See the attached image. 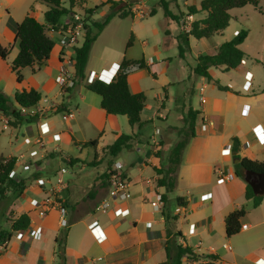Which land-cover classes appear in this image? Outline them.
<instances>
[{
  "label": "crops",
  "instance_id": "1",
  "mask_svg": "<svg viewBox=\"0 0 264 264\" xmlns=\"http://www.w3.org/2000/svg\"><path fill=\"white\" fill-rule=\"evenodd\" d=\"M106 1L96 0L90 3L86 0L82 6L75 5L64 20L59 19L60 28L69 21L71 13L79 12L77 7L94 8ZM130 1L134 2L132 9L137 5L136 1L140 2ZM163 2L174 13L185 11L186 4H198L199 0L190 2L183 0V7H179L177 0ZM62 5L68 7L69 4L63 1ZM109 5L110 3L101 4L89 17L92 20H99L96 16L98 9L101 7L102 11L107 8L109 12ZM151 5H145L149 12ZM2 6L8 7L9 11L0 26V46L9 49L8 54L11 58H8V54L4 60L0 57V90L7 96H13L17 88H34L40 93L41 98L32 108L23 109L25 115L33 117L31 121L23 122L25 123L23 127L21 126L23 123L15 127L8 125V118L0 112V155L14 156L16 163L12 170L13 176L26 179L23 192L15 198V203L8 208V212H12L11 219L21 213H26L30 218L26 231H15L9 241L0 246V264H53L54 238L65 225L68 229L65 242L66 264H166V247L168 246L172 254L177 245H187L194 253L200 255L195 262L183 257L182 264H264V194L260 203L253 206L252 199L245 197L247 183L242 177V168L239 175L235 167L243 157L264 161V85H262L264 70L261 71L258 66L264 64V36L260 39L259 51L254 53L259 57L258 59L255 57V60L260 63L256 62L248 67L241 61L237 67L231 68L237 70L238 75L243 78L245 72L250 73L248 90L242 87L244 80L240 86H236L231 79L227 80L226 84H221L220 77L213 69L224 70L223 67H212L210 80L195 75L193 67L197 55L186 78L187 81H193L195 77H199L200 84L181 91V103L175 102L176 111L165 109L167 92L162 93L157 89L156 93L151 92L155 103L151 106L152 117L146 122L159 131L158 145L155 147L147 140H143L141 127L139 142L119 152L114 162L122 163L123 174L129 182L130 196L124 200L108 199L109 208L103 211L98 205L101 200L107 198L109 180L106 173L104 174L106 181L96 182L92 172L87 171L88 186L82 185V175L76 178L75 174L82 170L84 161L77 156L70 157L83 163L69 164V169L64 168V173L68 171L69 176L56 186H47L38 170L44 169L48 173L50 168L47 169L45 164L47 158H59L61 161L67 159L62 156V151H58L65 143L81 151L87 147L81 143L97 139L95 153L103 146L111 144L120 134L135 133L133 129L136 127L129 125L126 116L107 114L100 106V96L84 87V83L96 77L109 82L114 77L123 56L118 54L116 49L113 52L111 44L99 43L98 50L96 49L97 59L92 60L89 53L85 77L81 84H76L73 89L65 91L63 87L70 86L69 82L74 73L72 62L74 49L73 46H62L60 28L53 30L47 27L45 33L54 41L48 59L40 66L34 64L21 68L23 78L17 83L15 72L9 67V62L18 52L16 24L31 7L33 17L44 23L41 17L44 19L47 5L39 0H0V7ZM159 7H162L161 4L152 7L155 8L152 10L156 12ZM251 10L263 15V24L260 27L264 28V0H258ZM195 14L186 16H190V21L205 16L204 14L203 17L196 18ZM246 15L238 14V18H246ZM128 16L133 19L129 25L130 33L134 39L144 44L142 57L147 67H132L127 74V82L132 93L142 92L145 95L142 110L146 107L150 109V104H147L150 90L143 84L146 73L150 74L164 90L173 82L158 81V75L166 74L168 71V63L166 58L161 56V50L156 48L155 53L152 51L148 53L145 50L148 43L147 35L155 37L157 32L154 22L142 23L138 18L143 17L134 12L125 17ZM112 18L93 41L90 51L101 33L110 25ZM180 19L182 20L179 18L178 22L171 20L170 26L180 23ZM246 31L244 40L250 32ZM55 34L58 35V44ZM163 34L177 46L176 37L179 32L173 35L171 31L163 30ZM190 37L193 36H189L188 41ZM219 44L214 45L208 54L215 53ZM133 45L134 43L130 47ZM182 47L184 50V45ZM183 53L180 55L182 59ZM125 58L141 57L137 58L129 53ZM63 73L68 81L64 84L57 79L58 75ZM216 81L231 90L219 89ZM201 97L205 99L203 102L200 100ZM60 104L62 110L57 109ZM69 111H72V116L63 118V114ZM189 111L196 112L193 136L188 139L181 152L175 171V186L169 191L165 185L157 184V179L163 174H159L155 169L166 166L169 156L167 151H170L182 137ZM170 116H175L180 124L178 126L168 124L165 127L159 124V121H166ZM203 118H207L208 121L203 122ZM42 125L43 133L40 130ZM233 137L237 138L238 156L231 150ZM135 148H142L145 151L143 156L132 160L129 152ZM223 149L227 151L222 152ZM31 151L35 153L30 154ZM157 151L166 152L161 157L156 154ZM236 157L239 159L238 162H234ZM60 170L56 171L57 176ZM33 172L36 173L32 175ZM89 186L92 187L87 190L86 187ZM69 188L80 190L71 191ZM53 189L58 191L63 199L72 203L69 208L61 211L57 202L53 201ZM8 194L10 193H7L5 198H8ZM158 196L160 198L163 196V199L160 207L156 209L151 202ZM116 208L126 211L114 214ZM241 208L245 213L240 218L239 231L227 236L224 218L228 213ZM11 219L7 220L9 227ZM18 232L21 235H18ZM35 233L38 234L34 235Z\"/></svg>",
  "mask_w": 264,
  "mask_h": 264
},
{
  "label": "trees",
  "instance_id": "2",
  "mask_svg": "<svg viewBox=\"0 0 264 264\" xmlns=\"http://www.w3.org/2000/svg\"><path fill=\"white\" fill-rule=\"evenodd\" d=\"M47 5L44 11V23L38 22L32 13V7L23 19L16 24L15 37L18 40V52L11 62L9 67L15 72L16 82L20 83L22 80L21 68L33 66L34 64L40 66L49 57V54L54 46V41L45 33L46 28L57 30L61 24L59 19L63 15H67L71 9L77 5L82 6L86 0H39ZM63 1L68 2V7L62 5ZM258 0H199L198 4L190 3L187 5L185 11H178V14L172 13L167 4L161 0V6L164 8V13L171 17L175 22H178L181 17V24L186 15H192L200 11L205 12V16L200 19L190 21L189 30H182L176 37L177 48L179 55L183 53L182 45L188 43L189 36L194 38H209L210 36L220 33L224 30L231 18L229 11L233 8H240L247 4L256 5ZM104 3H110V11L104 16L102 20H92L88 17L94 9L87 10V18L89 24H85V32L82 42L73 46L74 57L72 59L74 73L71 79V85L63 87V90H71L77 84H81L84 79L85 66L88 60L89 51L93 41L96 39L103 27L109 20L117 15L125 17L132 12L127 5L130 3L124 0H107ZM102 3V4H104ZM134 4V2H132ZM132 4V5H133ZM95 6L94 8H97ZM154 10L150 15L154 14ZM180 16V17H179ZM247 35V31L241 29L234 37L220 43L215 53L213 54H199L195 59L193 73L198 76H203L210 80L212 78V67H223L224 70L237 67L245 56V52L240 48ZM132 35H130L126 47L132 45ZM9 49L0 46V57L4 60L8 54ZM132 67L143 68L147 67L143 57L139 59L123 58L114 77L105 82L99 78H94L90 82L84 83V87L93 93L100 96V106L107 114L124 115L130 126L136 127L137 131L130 134H120L111 144L102 147V151L106 152L112 158L116 156L123 149L131 148L135 143L139 142L140 129L144 121L140 118V112L143 108L145 95L142 92L132 93L129 90L127 82V74ZM216 85L221 90H231L228 86L219 84ZM41 96L40 93L34 89L17 88L15 89L12 99L5 95L0 90V112L8 119L7 123L10 126H17L23 122H28L33 119L31 115H25L23 109L30 108L38 103ZM61 104L57 109H61ZM196 120V112L189 111L187 126L183 130L182 137L173 145L169 151L168 166L165 171L155 169L159 174H163L157 179L158 185H165L167 190H172L175 186V171L178 167L181 152L185 147L188 139L193 136V126ZM97 139H91L81 143L83 146H96ZM231 150L238 156L237 138H232ZM16 158L14 156L4 157L0 155V199L5 198L7 193L18 197L26 186V179L16 178L10 176V172L14 169ZM69 164H72L70 160ZM237 174L240 175L241 168H247L254 171H264V161L250 160L248 158H240L239 163L235 164ZM112 168H108L106 177L109 180V174ZM245 197L252 199L253 206H257L262 196H256L249 184H246ZM163 199V196H161ZM244 209H237L228 213L224 218L225 234L231 236L239 231L240 218L244 215ZM9 229L0 227V246L5 244L11 238L15 231H26L30 224V218L26 213H21L19 216L11 219ZM67 226L57 233L54 238L55 242V261L53 264H66L65 258V242L67 236ZM168 243V241H167ZM167 261L166 264H182V258L186 257L191 262H195L200 258L193 252L189 246L177 245L174 253L170 254L168 246L166 247Z\"/></svg>",
  "mask_w": 264,
  "mask_h": 264
},
{
  "label": "rangeland",
  "instance_id": "3",
  "mask_svg": "<svg viewBox=\"0 0 264 264\" xmlns=\"http://www.w3.org/2000/svg\"><path fill=\"white\" fill-rule=\"evenodd\" d=\"M96 0H88V2L92 3ZM189 2L192 0H188ZM126 2L130 3L129 6L130 10H132V2L130 0H126ZM140 2L144 3V5H151L150 9L152 11V7H157L158 4H161V0H140ZM155 3V4H154ZM177 3L179 7H183V0H177ZM102 3H100L98 6H101ZM134 5V4H133ZM186 4V8H187ZM253 7V4H247L243 7L240 8H233L230 10L231 18L229 20L228 26L221 31L219 34H214L211 36L209 39H197L190 37L189 41L187 44H184V53H183V58L179 55L178 48L174 42H171V39H167L164 34L163 30L171 31V33L177 34L178 32H181V29H187L186 26H183L180 23L172 24L170 26V21L172 20L171 17L166 15L164 13V8L159 7V9L150 16L143 17V18H138L142 23L146 21H151L154 22V25L156 27V35H147L148 40H147V45L145 46L146 52L149 53V51L155 53V49L159 48L162 52L163 57L166 58V62L168 63V71L165 74H159L158 75V81L159 82H165L164 80H168L169 82H173L170 85H167V89L164 90L162 86H160L157 82H155V79L148 73H146V79L144 80L143 84L147 86V89L150 90L149 96H148V101L147 104H150V109L147 107L142 110L141 112V119L144 121L142 126L143 128L141 129V133L143 136V140H147L150 143H152V137H158L159 136V131L156 133V129H154L150 123L146 122L149 118L152 117L150 115L151 111V106H153V103H155V100L153 99V96L151 92L156 93V89L159 92H167L168 94V99L165 104V109L171 110V111H176L174 109L175 107V102H180L181 103V91H186L187 88H190L192 86H199L200 84V78L195 77V79L188 80L187 81V73H189L190 66L194 63V58L199 55V54H206L208 52H211L214 45H217L223 41L229 40L232 37H234L241 29L244 30H249L248 37L244 42L241 44V49L244 50L245 56L242 59L243 64H245L248 67H251V65L255 64L256 62H259L258 60H255V57L258 59L254 53L259 51V46L261 44V38L264 36V28L260 27L261 24H263V15L258 14L257 11L251 10ZM79 8V13L83 15L86 19L88 14L86 13L88 9H95V8H85V7H77ZM102 8L98 9L96 16L99 18V20H102L104 18V15L107 14L108 9H103L100 11ZM176 10V9H175ZM9 8L8 7H0V26L3 24V20L5 19V15L8 13ZM20 11V9H19ZM86 11V12H85ZM150 11V13H151ZM178 11V10H176ZM78 12V11H77ZM149 13V14H150ZM178 14V12H174ZM205 14L204 11H200L195 14L196 18L203 17ZM238 14L245 15L247 14L246 18L241 17L238 18ZM67 15H63L60 19L64 20V18ZM164 16V17H163ZM89 17V16H88ZM180 17V16H179ZM181 18V17H180ZM70 19V17H69ZM41 20L44 21V19L41 17ZM181 20V19H180ZM133 21L131 16L125 17V18H120V17H113L112 21L110 22V25L105 28V30L101 33V36L98 38V40L93 44V49L92 51H89L90 57L92 60L97 59V54H96V49L98 50L97 46L99 43H104L105 44H111V47L118 50V54L120 53L123 58L125 56H128V54H132L133 56L139 58L143 56L144 52V44L142 42L134 39V36L132 33L129 31V25ZM132 35V44L134 43L133 47H126L127 41ZM157 36V37H156ZM56 39V44H58V35H54ZM83 38H80L77 40V44H80L82 42ZM63 46V45H62ZM132 46V45H131ZM67 47V46H63ZM131 48V49H129ZM129 49V51H128ZM126 50H127V55H126ZM11 55L8 54V58ZM89 56V55H88ZM7 58V59H8ZM184 61V62H183ZM262 62V61H261ZM264 65V64H263ZM263 65H258L261 68V71L264 70ZM217 74V76L220 77L219 82L221 84H226L227 80L231 79V82L234 84H237L236 86H240L241 82L244 80V78L241 75H238V71L234 69H227V70H216L213 69V72ZM108 78V77H107ZM263 82L262 85H264V76H263ZM10 99H12V96H8ZM77 97V95H76ZM157 98V96H156ZM193 100H195L193 98ZM32 108V107H31ZM159 124L163 127H165L168 124L178 126L180 124L179 120L175 118V116H170L166 121H159ZM25 123H23L21 126L23 127ZM22 130V129H21ZM134 132L137 131L136 128L133 129ZM181 136V135H180ZM96 147L94 146H87L81 151H78L76 147L72 146L71 144L65 143L63 144V147L59 148L58 151H62V156H64L65 160L61 161L59 158L57 159H49L47 158V161H45L47 169H49L48 173L44 169L38 170L42 175V178L44 179L43 181L46 182L47 186H56L57 183V175L56 171L60 170L61 168H66L69 169V162L70 160L72 161V164L76 165L80 163L79 161H75L74 158L70 156H77L80 157L83 161V168L78 174H75L76 178H80L82 175V185L88 186L87 184V179L89 172H92V176H95L96 182H101V181H106V178L104 176L108 168L112 167L114 160L117 158H112L110 155H108L106 152L102 151V148H100V151H95ZM26 149V147H25ZM143 151H145L142 148H135L131 152H129V156L132 160H136L138 156H143ZM166 151H157L156 154L159 156L165 155ZM169 153V151H167ZM169 157V156H168ZM41 162V161H39ZM42 162H44V159H42ZM168 166V160L166 166H162L160 168L161 171H165ZM96 174H95V173ZM36 172H33L32 175H34ZM95 174V175H94ZM69 176L68 171L63 174L62 179L63 181L66 180V178ZM14 177V176H13ZM92 179V178H90ZM47 180V181H46ZM92 185V184H91ZM92 187V186H91ZM86 187L87 190L91 188ZM65 187H62V189ZM71 191L75 190H80V189H75V188H69ZM8 198H1L0 199V227L9 229L10 227L8 226L7 220L12 218V212H8V208L11 207L15 203V196L12 194H8ZM52 195L53 201L57 202V204L60 207H63L64 209L69 208L71 202H69L66 199H63L59 194L58 191H55L54 189L52 190ZM67 223V220H66Z\"/></svg>",
  "mask_w": 264,
  "mask_h": 264
},
{
  "label": "built area",
  "instance_id": "4",
  "mask_svg": "<svg viewBox=\"0 0 264 264\" xmlns=\"http://www.w3.org/2000/svg\"><path fill=\"white\" fill-rule=\"evenodd\" d=\"M137 5L132 9V12L135 14H138L141 17H145L149 15V11L145 9V5L140 3L139 1H136ZM86 19L81 13L79 12H73L70 15V19L67 23H65V26L60 28V40L63 46H75L77 44V40L80 38H83L84 32H85V24ZM183 26L187 27V30L190 28V16H186L183 20ZM58 81L62 84L65 82L67 83V79L63 74H59L57 77ZM251 81V75L249 72H245L244 74V82H243V89L248 90L250 86ZM69 85H71V82H69ZM200 100L203 102L205 99L204 97H201ZM72 116V111L66 112L63 114V118H69ZM203 122H207V118L202 119ZM41 132H44L43 125L40 127ZM48 130V128H46ZM158 130H156L157 133ZM152 144L153 146L158 145V137L153 136L152 137ZM227 151L226 149H223L222 152ZM35 151H31L30 154H34ZM111 173L109 174V186L107 190V198H104L100 201L99 207L106 211L109 208V202L108 199L111 200H124L127 199L130 196V192L128 189L129 182L127 178L124 176L122 171V163L120 161H115L112 165ZM65 172L64 168H61L60 173L57 176V183L60 184L62 182V174ZM10 176H13V171L10 172ZM151 204L158 209L161 205V198L158 196L156 200L152 201ZM61 211H64L63 207H60ZM126 210H120V208H116L114 210V214L118 213H124ZM65 222L63 221V224ZM245 228V225L242 226ZM38 233H35L34 235H37ZM18 235H21L20 232H18Z\"/></svg>",
  "mask_w": 264,
  "mask_h": 264
},
{
  "label": "water",
  "instance_id": "5",
  "mask_svg": "<svg viewBox=\"0 0 264 264\" xmlns=\"http://www.w3.org/2000/svg\"><path fill=\"white\" fill-rule=\"evenodd\" d=\"M238 161L239 159L236 157L234 162ZM242 177L245 182L250 185L254 195L262 196L264 194V171H254L243 168Z\"/></svg>",
  "mask_w": 264,
  "mask_h": 264
}]
</instances>
